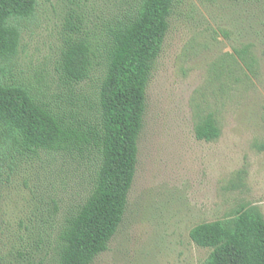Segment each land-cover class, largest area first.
I'll return each instance as SVG.
<instances>
[{
	"label": "rangeland",
	"instance_id": "rangeland-1",
	"mask_svg": "<svg viewBox=\"0 0 264 264\" xmlns=\"http://www.w3.org/2000/svg\"><path fill=\"white\" fill-rule=\"evenodd\" d=\"M137 2L39 0L20 23L6 79L53 107L87 110L103 66L72 89L60 70L66 42L75 32L100 36ZM209 116L220 137L198 140ZM9 164L0 167V264H57L60 227L90 196L93 169L47 155ZM250 207L264 216V0H182L147 89L124 221L93 264H203L211 249L190 231Z\"/></svg>",
	"mask_w": 264,
	"mask_h": 264
},
{
	"label": "trees",
	"instance_id": "trees-1",
	"mask_svg": "<svg viewBox=\"0 0 264 264\" xmlns=\"http://www.w3.org/2000/svg\"><path fill=\"white\" fill-rule=\"evenodd\" d=\"M39 0H0V167L42 157L86 161L93 169L90 196L60 227L57 264H93L118 233L128 208L147 112V89L182 0H138L102 34L74 36L60 60L72 89L103 66L102 81L87 110L53 107L24 82L8 81L18 53L20 23L35 15ZM78 30L74 25L71 29ZM196 137H220L212 116ZM199 247L211 249L203 264H264V216L256 207L229 219L201 223L190 231Z\"/></svg>",
	"mask_w": 264,
	"mask_h": 264
}]
</instances>
